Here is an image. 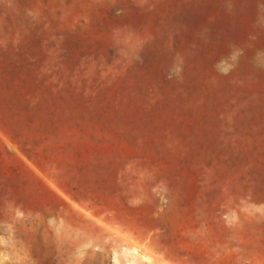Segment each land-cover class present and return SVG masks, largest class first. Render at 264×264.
I'll use <instances>...</instances> for the list:
<instances>
[{
  "label": "rangeland",
  "instance_id": "1",
  "mask_svg": "<svg viewBox=\"0 0 264 264\" xmlns=\"http://www.w3.org/2000/svg\"><path fill=\"white\" fill-rule=\"evenodd\" d=\"M65 259L264 264V0H0V264Z\"/></svg>",
  "mask_w": 264,
  "mask_h": 264
},
{
  "label": "bare ground",
  "instance_id": "2",
  "mask_svg": "<svg viewBox=\"0 0 264 264\" xmlns=\"http://www.w3.org/2000/svg\"><path fill=\"white\" fill-rule=\"evenodd\" d=\"M143 258H145V257L143 256ZM144 260H146V259H144ZM112 262H114V264H116L117 261H115V259H114V261H112ZM60 264H75V263L73 261H71L70 259H68V260L65 259V260H61ZM100 264H101V262H100Z\"/></svg>",
  "mask_w": 264,
  "mask_h": 264
},
{
  "label": "clouds",
  "instance_id": "3",
  "mask_svg": "<svg viewBox=\"0 0 264 264\" xmlns=\"http://www.w3.org/2000/svg\"><path fill=\"white\" fill-rule=\"evenodd\" d=\"M235 58V56H233V59ZM221 63H224L223 61Z\"/></svg>",
  "mask_w": 264,
  "mask_h": 264
}]
</instances>
